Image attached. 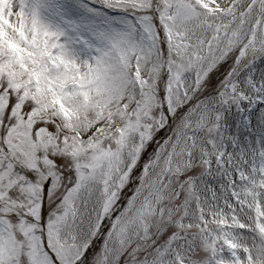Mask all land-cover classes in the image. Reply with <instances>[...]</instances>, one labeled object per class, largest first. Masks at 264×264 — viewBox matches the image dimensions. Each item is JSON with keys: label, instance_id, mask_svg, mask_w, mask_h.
I'll return each mask as SVG.
<instances>
[{"label": "snow or ice", "instance_id": "6c2138e0", "mask_svg": "<svg viewBox=\"0 0 264 264\" xmlns=\"http://www.w3.org/2000/svg\"><path fill=\"white\" fill-rule=\"evenodd\" d=\"M0 264H264V0H0Z\"/></svg>", "mask_w": 264, "mask_h": 264}]
</instances>
